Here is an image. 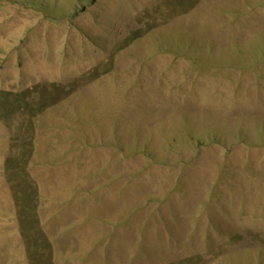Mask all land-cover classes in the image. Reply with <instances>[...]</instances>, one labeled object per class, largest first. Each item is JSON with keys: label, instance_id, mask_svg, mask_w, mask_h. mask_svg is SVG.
<instances>
[{"label": "rangeland", "instance_id": "1", "mask_svg": "<svg viewBox=\"0 0 264 264\" xmlns=\"http://www.w3.org/2000/svg\"><path fill=\"white\" fill-rule=\"evenodd\" d=\"M0 264H264V0H0Z\"/></svg>", "mask_w": 264, "mask_h": 264}]
</instances>
